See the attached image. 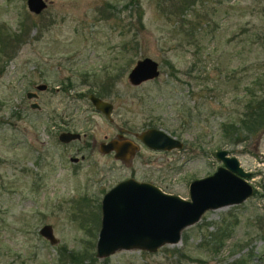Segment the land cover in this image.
<instances>
[{
	"label": "rangeland",
	"instance_id": "rangeland-1",
	"mask_svg": "<svg viewBox=\"0 0 264 264\" xmlns=\"http://www.w3.org/2000/svg\"><path fill=\"white\" fill-rule=\"evenodd\" d=\"M46 1L34 13L26 0H0V264H55L62 246L83 252L63 264H264V130L227 145L218 128L264 86V43L252 34L264 28V0H199L186 12L172 0ZM10 32L25 39L3 45ZM145 56L158 61L159 75L131 84L128 72ZM28 90L39 96L27 98ZM90 91L113 103L111 119ZM148 127L184 146L149 148L132 135ZM121 128L139 144L128 162L98 149ZM66 129L81 139L61 142ZM220 148L250 172L251 196L206 210L174 244L96 256L106 190L135 177L188 198L189 182L221 164ZM45 223L56 243L39 234ZM218 229L224 241L209 249Z\"/></svg>",
	"mask_w": 264,
	"mask_h": 264
},
{
	"label": "water",
	"instance_id": "water-1",
	"mask_svg": "<svg viewBox=\"0 0 264 264\" xmlns=\"http://www.w3.org/2000/svg\"><path fill=\"white\" fill-rule=\"evenodd\" d=\"M26 4L34 13H40L47 7L46 0H26ZM159 73L158 61L145 56L135 62L127 77L135 85L153 79ZM46 87L44 82L35 85L37 90ZM26 97L35 99L37 92L28 90ZM88 99L97 110L110 116V101L94 93H89ZM30 105L32 108L39 107L35 100ZM134 135L152 149L171 150L184 145L180 138L157 127L146 128ZM80 136L78 131L63 130L58 134V139L67 143ZM98 148L104 153L114 151L117 159L126 161L139 149V144L130 138H115L101 141ZM214 156L221 164L211 174L189 182L188 198L135 177L124 178L110 187L100 202L96 256L104 257L120 249L155 251L164 244H174L181 239L183 229L197 222L206 210L241 203L251 196L255 188L247 180L250 172L241 166L237 157L229 154L225 148L217 149ZM38 231L50 243L58 241L50 223L43 224Z\"/></svg>",
	"mask_w": 264,
	"mask_h": 264
},
{
	"label": "trees",
	"instance_id": "trees-1",
	"mask_svg": "<svg viewBox=\"0 0 264 264\" xmlns=\"http://www.w3.org/2000/svg\"><path fill=\"white\" fill-rule=\"evenodd\" d=\"M139 0H129L130 3L136 2L138 4ZM176 3V8L180 12L194 11V8L199 0H172ZM137 9V8H136ZM142 11L138 10V21L142 25ZM195 26H197L195 24ZM23 30H25V25H23ZM253 36L262 39L264 43V28L261 31L255 30L252 32ZM6 38V39H4ZM25 39L23 33L20 32H10L7 35H3L2 43L3 45H10L14 41L21 42ZM7 43V44H6ZM242 109L237 114L236 118L224 119L222 120L218 128L220 130L219 136L221 138L220 143L227 145H237L243 141H246L251 136L264 130V86L259 91H250L248 97L240 101ZM256 191V190H255ZM225 236L221 233V230L212 232L205 245L211 249L219 248V245L224 241ZM83 252L81 251H68L65 247H59L58 259L55 264H63V260H68L69 262H78L81 259ZM89 256V254H88ZM94 256H90V260H93Z\"/></svg>",
	"mask_w": 264,
	"mask_h": 264
},
{
	"label": "flooded vegetation",
	"instance_id": "flooded-vegetation-1",
	"mask_svg": "<svg viewBox=\"0 0 264 264\" xmlns=\"http://www.w3.org/2000/svg\"><path fill=\"white\" fill-rule=\"evenodd\" d=\"M47 88V87H46ZM89 93H94L95 95H97V96H99V97H101V98H103V95H101L100 93H97V92H94V91H90ZM89 93L87 94V97H88V95H89ZM39 96V94L37 93V97ZM37 97H35V99L37 98ZM103 99H105V98H103ZM105 100H107V99H105ZM109 101V100H108ZM32 102V101H31ZM30 102V103H31ZM111 102V101H110ZM38 103V102H37ZM112 103V102H111ZM39 104V103H38ZM31 106V105H30ZM41 106H40V104H39V107L37 108V109H39ZM112 110H113V103H112V109H111V112H112ZM111 112H110V116H107L109 119H111ZM149 128V127H148ZM66 130H69V129H66ZM144 130V129H143ZM63 131V130H62ZM142 131V130H141ZM61 132V131H60ZM59 132V133H60ZM128 131H127V129L125 130V129H123V128H121L120 129V132L118 133V134H116V136L115 137H112V138H109V139H106V140H104L105 142L106 141H108V140H111V139H123V138H130V137H127L126 135H125V133H127ZM136 132H133V136H135L134 134H135ZM81 134V133H80ZM121 134V137L119 136ZM81 137H82V135L80 136V138H78V139H81ZM131 139V138H130ZM71 142V141H70ZM101 142V141H100ZM99 142V143H100ZM141 142V141H140ZM68 143V142H67ZM99 143H98V147H99ZM184 146V145H183ZM99 149V148H98ZM157 150V149H156ZM107 153H112L113 154V156L115 157V153H114V151H109V152H107ZM132 156H134V155H132ZM132 156L131 157H129L126 161L125 160H122V161H125V162H128L131 158H132ZM72 158H76V160H73V161H77L78 160V158L77 157H71V160H72ZM116 158V157H115ZM117 159V158H116ZM118 160H121V159H118ZM115 185V184H114ZM112 187V186H111ZM107 191V190H106ZM105 191V192H106ZM104 192V193H105ZM103 193V194H104Z\"/></svg>",
	"mask_w": 264,
	"mask_h": 264
}]
</instances>
